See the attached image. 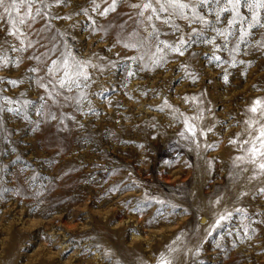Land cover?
<instances>
[{"label": "rangeland", "instance_id": "obj_1", "mask_svg": "<svg viewBox=\"0 0 264 264\" xmlns=\"http://www.w3.org/2000/svg\"><path fill=\"white\" fill-rule=\"evenodd\" d=\"M137 2L107 17L92 12V0L53 9L63 19L52 21L44 43L86 62L91 83L82 112L54 108L57 120L31 107L27 120L0 115V264H264V174L236 159L264 125V29L235 51L229 37L215 53L209 44L190 45L183 56L162 45L158 52L146 33L129 36L131 22L123 24ZM228 18L222 13L216 27ZM175 23L190 33L186 21ZM158 26L167 33L161 40L176 41ZM31 63L0 77L20 78ZM41 94L33 87L26 95Z\"/></svg>", "mask_w": 264, "mask_h": 264}, {"label": "snow or ice", "instance_id": "obj_2", "mask_svg": "<svg viewBox=\"0 0 264 264\" xmlns=\"http://www.w3.org/2000/svg\"><path fill=\"white\" fill-rule=\"evenodd\" d=\"M126 2L128 0H103L106 7L101 8L96 0H92V12L107 17L110 13L117 12L119 4ZM66 5L67 0H0V31L4 32L0 37V71L19 68L25 60L32 62L20 78L0 77V84L9 86L0 87V115L11 113L27 120L29 118L27 112L31 107L37 116L57 120L54 108L63 109L67 106L73 107L75 111H83L81 104L86 99L84 93L91 83V77L85 71L86 62L76 60L63 45L57 46L51 41H49L51 46L44 43V34L51 30L52 21L63 19L55 15L53 9ZM129 6L134 12L123 21L124 25L131 22L132 32L129 36L143 31L147 35L142 39L150 37L158 52L163 50L162 45L163 48L171 49L180 56L184 55L190 45L196 44L213 45L214 53L222 51L227 47L229 37H232L235 51L242 42H245L246 37L252 34L253 29H264V18L261 17V13L264 12V0H139L137 3H130ZM241 9H245L247 14L242 13ZM222 13H228L229 18L224 28H218L216 25L222 23ZM84 15L88 17L89 26L100 27L96 20L89 16L87 10L84 11ZM208 16H214V20H208ZM178 19L187 22L191 29L190 33L186 34L182 31L181 25L175 23ZM41 21L42 26L36 28L35 25ZM159 24L173 30L172 35L177 37L175 42L169 44L160 39L167 33L162 31ZM205 29L215 32V37H205ZM219 37H223V45L215 43ZM141 42L142 40L136 41L137 44ZM41 48L45 51L41 52ZM212 59L216 62L221 61V57L215 54ZM25 83L28 89L35 87L43 93L39 95L38 101L27 98L28 89L22 91L16 98L5 95L10 88ZM259 103L260 101L255 102ZM250 110L257 113L255 106ZM261 115H264V112ZM40 122L43 123V119ZM59 122L63 123V116ZM244 143L248 145L245 149L248 155L236 159L253 165L255 175L264 174V125H261L260 130L251 139H245ZM258 192L264 193V188L258 189ZM235 212L243 215L240 208L235 209ZM231 216V212L221 215L216 221L217 226H222V222ZM162 264L168 262L162 261Z\"/></svg>", "mask_w": 264, "mask_h": 264}]
</instances>
